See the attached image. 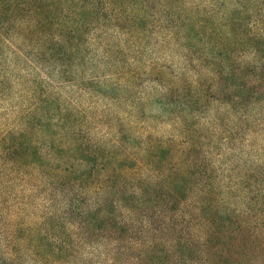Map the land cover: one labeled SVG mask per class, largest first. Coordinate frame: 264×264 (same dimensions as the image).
I'll use <instances>...</instances> for the list:
<instances>
[{
  "label": "rangeland",
  "instance_id": "1",
  "mask_svg": "<svg viewBox=\"0 0 264 264\" xmlns=\"http://www.w3.org/2000/svg\"><path fill=\"white\" fill-rule=\"evenodd\" d=\"M64 1L65 6L72 3ZM88 1L91 8H110L104 15L109 24L100 19L93 24L67 74L62 63L38 51L28 57L13 51L0 55V264H126L124 256L113 260L117 247L103 241L99 232L90 239L81 212L70 209L72 198L80 196V208L89 211L104 196H93L90 190L81 194L69 183L67 176L80 177L93 165L69 148L73 137L59 123L62 118L70 120L72 132L85 137L89 152L101 156L94 164L100 178L104 164L115 165L108 154L122 126L134 136V161L138 156L145 158L138 144L144 145L150 136L157 143L179 140L175 125L179 113L175 107L163 108L160 101L170 87L165 79L175 81L187 72L186 50L177 46L178 34H170L166 27L160 1L151 0L155 15L149 17L148 31L141 39L118 29L137 7L118 18L123 0ZM204 49V44L197 46V51ZM134 69L140 75L137 79L117 76ZM187 76L195 80L194 71ZM42 94L48 96V107L35 109ZM248 105L247 118L241 120L242 111L238 114L225 104L202 99L194 117H187L195 119L201 133L210 137L201 142L200 165L206 159L197 185L203 189L211 177L216 180L224 206L237 224H246L247 238L257 230L264 237V89L260 100ZM21 139L36 155L29 152L24 164L15 159ZM51 143L62 152L61 158L50 149ZM190 199L196 200V194ZM124 214L125 223L134 220L145 226L150 216L143 211ZM149 236L155 238L153 232ZM59 239L68 247L64 256L50 253ZM138 256L134 255L132 264ZM256 259L251 264H263Z\"/></svg>",
  "mask_w": 264,
  "mask_h": 264
},
{
  "label": "trees",
  "instance_id": "2",
  "mask_svg": "<svg viewBox=\"0 0 264 264\" xmlns=\"http://www.w3.org/2000/svg\"><path fill=\"white\" fill-rule=\"evenodd\" d=\"M159 1L166 27L170 34H178L177 46L186 50L187 72L194 71L195 77L192 80L185 72L175 81L165 79L170 87L166 88L160 106L175 107L178 111L175 125L180 132L179 140L157 143L150 136L144 145L138 144L139 153H145V158L138 156L134 161V136L130 128L122 126L108 154L115 165L104 164L101 171L105 174L100 178L95 175L98 169L94 164L99 163L101 156L89 152L85 137L72 132L70 120L62 118L59 123L65 127L66 135L73 137L69 148L76 149L82 160L93 165L80 177L67 176L69 183L79 188L81 194L90 190L93 196H104L89 211L80 208V196L72 198L70 209L81 212L90 239L94 232H99L103 241L117 247L113 255L116 262L114 257L124 256L126 264H132L134 255H139L136 264H251L256 258L264 264L262 233L257 230L256 235L244 236L248 232L246 224H237L224 206L215 179L209 177L203 189L197 185L196 180L199 181L205 168L202 160L206 159L200 165L201 142L206 143L210 137L201 133L195 119L187 118L194 117L202 99H213L238 114L242 111L239 117L245 120L248 104L255 105L262 97L264 0H208V6L202 0ZM64 2L0 0V55L13 51L28 57V53L38 51L62 63L67 74L85 44L86 33L99 23L98 19L105 20L110 8H91L88 0H72L66 6ZM121 6L118 18L126 17L129 8L137 9L118 29L141 39L148 31L149 17L155 15L151 0H123ZM202 44L204 51H197ZM117 76L120 80L125 77L134 80L140 75L134 69ZM41 96L35 109L48 107L45 101L48 96ZM27 145L21 139V146L17 147L15 159L21 164L29 152L36 156ZM50 149L61 158L62 152L54 144L51 143ZM149 155L151 159L146 161ZM193 193L196 200L190 199ZM138 211L150 215L146 226L134 220L124 222V213L134 215ZM151 232L154 239L149 236ZM139 235L146 240L138 239ZM67 251V244L59 239L50 253L64 256Z\"/></svg>",
  "mask_w": 264,
  "mask_h": 264
}]
</instances>
